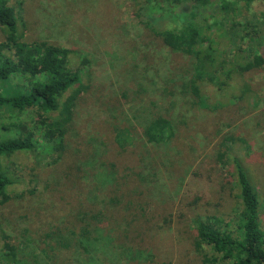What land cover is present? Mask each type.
I'll list each match as a JSON object with an SVG mask.
<instances>
[{"label": "rangeland", "instance_id": "obj_1", "mask_svg": "<svg viewBox=\"0 0 264 264\" xmlns=\"http://www.w3.org/2000/svg\"><path fill=\"white\" fill-rule=\"evenodd\" d=\"M14 1L21 3L25 20L23 40L68 49V66L79 73L80 91L60 156L42 135L38 107L0 108V139L31 129L37 144L32 151L1 157L17 183L9 188V199L0 203V264H6L1 258L2 233L22 248L18 264H202L189 238L193 219L215 214L232 221L239 212L231 167L217 158L227 137L236 139V153L258 190L264 227L263 67L240 72L235 65L229 79L223 74L190 75L188 57L166 46L157 33L180 30L176 23L183 18L175 9H163L160 0ZM225 1L236 11L237 26L225 25L226 34L220 30L222 38L214 39L212 46L229 64L238 51L235 39L240 32L260 31L248 39L245 35L244 47L264 41V0L249 5ZM209 26L215 31L212 23ZM209 30L205 27V33ZM242 55L247 61L248 55ZM189 79L199 82L200 99L187 87ZM15 80L3 83V90L9 91ZM56 115L51 113V119ZM157 116L169 120L173 135L159 144L147 143L142 127ZM116 124L132 131L134 141L125 149L114 142ZM102 207L108 227L121 229L116 228L117 233L123 232L124 220L139 219L145 226L138 237L126 232L132 247L140 241V259H126L127 251L118 248L112 232L92 241L87 251L75 245L53 251L50 258L44 254V235L53 226L62 223L78 230L79 211Z\"/></svg>", "mask_w": 264, "mask_h": 264}, {"label": "trees", "instance_id": "obj_2", "mask_svg": "<svg viewBox=\"0 0 264 264\" xmlns=\"http://www.w3.org/2000/svg\"><path fill=\"white\" fill-rule=\"evenodd\" d=\"M160 1L163 9L164 7H168L170 11L175 9L176 13L183 17L176 23L182 26L180 30L164 28L157 33L166 46L188 57L193 67V69L190 67V75L215 77L223 74L229 79L235 72V65L240 72L252 68H264V41L256 47L241 45L246 36L248 39L251 33L257 36L260 33L257 29H251L250 32L244 30L240 32L241 36L237 39L229 37L230 40H237V43L235 40L234 42L237 45L235 49L238 51L233 53L232 63L229 61L230 63L226 64L222 61L224 59L221 53L216 52L217 47L213 48L214 39L222 38L219 37V31L225 25L227 28L230 26L231 29L237 16L231 4L225 0ZM240 1L249 5L253 0ZM161 16L164 20L165 17ZM211 23L216 27L215 31L209 26ZM235 25L237 26L236 23ZM0 27L4 34V39L0 41V108L4 106L21 111L29 107H38L41 111L38 113L37 123L42 135L50 149L60 156L65 149V135L73 119L76 99L80 91L77 89L80 82L79 73L68 66L69 50L47 41H24L25 20L22 17L21 3L18 1L0 0ZM205 27L207 30L210 29L206 33ZM207 32L214 34V37L211 39L207 37ZM243 53L248 55L247 61L242 60ZM231 64L233 67H229ZM213 77H210L211 82ZM12 78H16L17 82L11 85L9 91H4L2 84ZM192 79L196 80V77ZM192 79H189L190 83L187 87L192 89L197 99H200V84L198 80L195 84ZM220 83L224 85V81L220 80ZM243 87H247L244 92L247 94L248 85L244 83ZM71 89L73 91L64 97V94ZM51 113L57 114L54 119H51ZM172 135L173 130L169 120L161 116L150 119L142 127V136L147 143L159 144ZM234 140L236 139L231 137L224 139L217 158L223 165L231 167L239 212L232 221L222 219L215 214L193 219L189 238L193 240L197 252L201 255L202 264H264V227L258 214L259 193L245 160L236 153ZM133 141V134L128 126L114 125V142L120 149H125ZM225 141L228 142L225 143ZM36 146L31 129H26L25 133L15 137L0 139V203L9 199V188L17 183L16 177L9 175L7 169L2 166L1 157L32 151L36 149ZM75 219L80 223L78 230H70L71 228H67V225L60 223L45 233L44 240H46L47 248L42 251L47 257L50 258L51 255L53 257L55 250H68L75 245L82 251H87L92 241H100L101 237L105 239L104 234H110V232L116 234L118 248L127 251L124 255L126 259L137 260L142 257L143 252L139 250L140 241L137 242L139 249H137L138 246L132 247V240L126 233L127 231L135 232L134 237H138L145 232L143 229L145 226L139 222V219L124 220L122 225L124 229L121 233L116 231L119 226L108 227L109 223H105L103 207L99 210L79 211ZM1 236L3 242L1 258L6 264H18L17 256L21 254L22 248L12 244L6 234L2 233ZM123 242L124 245L129 243L130 246H120ZM31 260L35 263L34 259ZM171 262L172 260H161L159 263L171 264Z\"/></svg>", "mask_w": 264, "mask_h": 264}]
</instances>
